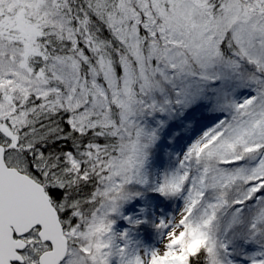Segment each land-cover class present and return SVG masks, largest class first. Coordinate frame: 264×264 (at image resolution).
<instances>
[{
	"label": "snow or ice",
	"instance_id": "1",
	"mask_svg": "<svg viewBox=\"0 0 264 264\" xmlns=\"http://www.w3.org/2000/svg\"><path fill=\"white\" fill-rule=\"evenodd\" d=\"M0 264H264V0H0Z\"/></svg>",
	"mask_w": 264,
	"mask_h": 264
},
{
	"label": "rangeland",
	"instance_id": "2",
	"mask_svg": "<svg viewBox=\"0 0 264 264\" xmlns=\"http://www.w3.org/2000/svg\"><path fill=\"white\" fill-rule=\"evenodd\" d=\"M179 202H177V206H178ZM171 207L165 208V211H171Z\"/></svg>",
	"mask_w": 264,
	"mask_h": 264
},
{
	"label": "trees",
	"instance_id": "3",
	"mask_svg": "<svg viewBox=\"0 0 264 264\" xmlns=\"http://www.w3.org/2000/svg\"><path fill=\"white\" fill-rule=\"evenodd\" d=\"M166 208H168V207H166Z\"/></svg>",
	"mask_w": 264,
	"mask_h": 264
}]
</instances>
